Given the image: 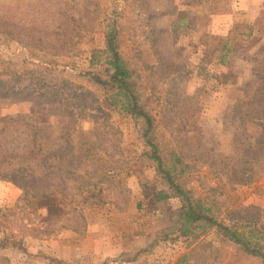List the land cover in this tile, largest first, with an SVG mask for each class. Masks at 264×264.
<instances>
[{"label": "rangeland", "instance_id": "1", "mask_svg": "<svg viewBox=\"0 0 264 264\" xmlns=\"http://www.w3.org/2000/svg\"><path fill=\"white\" fill-rule=\"evenodd\" d=\"M219 1L225 0H216ZM198 2L0 0V17L9 21L8 30L12 31L0 28V72L7 75L50 65L104 99L112 95L111 86L97 83L90 73L108 78L103 50L108 33L115 30L119 51L133 73L136 90L156 118L155 140L160 154L176 180L211 208L219 221L238 228L253 243L264 247V150L254 163L252 182L244 185L217 175L200 155L181 156L180 161L175 156L178 148L171 130L189 127L192 119L203 127L209 144L232 157L241 153L236 140L239 134L243 141L251 136L255 145L257 138L264 137V114L248 125V136L236 115L247 110L264 112L263 101L250 104L264 92L263 79L259 78L264 75L260 69L264 63V12L253 26L239 23L226 36L200 35L195 26L196 14L187 6ZM200 44L204 45L202 50ZM62 45L63 52L58 51ZM216 59L226 64L225 72H219L211 63ZM176 93L179 100L169 104L167 99ZM194 110L197 115L189 117ZM16 113L34 114L42 124L56 121L48 104L0 97V120ZM110 116L123 131L126 157L123 170L116 176L124 189L105 191L106 201L112 198L116 209L104 205L99 211L88 209L83 227L62 229L60 222L50 220L46 207L20 200V187L14 202H10L11 190H1L9 197L0 196V264H131L137 256L145 257L143 264H264L261 255L224 240L214 229L180 235L175 219L182 201L173 197L162 206L156 205L155 193L167 189V185L155 161L145 154L147 147L140 125L121 108L111 109ZM93 126L92 120L81 124L86 131ZM182 141L189 143L186 136ZM132 172L134 177H130ZM108 218L113 220V231L119 232L117 237L123 236L124 240L117 243L120 254L91 258V253L108 252L113 246L108 238L96 240L108 234V224L100 223ZM69 221L73 219L65 220ZM148 228L155 229V238L135 241ZM92 233L95 240H90ZM76 254L77 258H72Z\"/></svg>", "mask_w": 264, "mask_h": 264}, {"label": "trees", "instance_id": "2", "mask_svg": "<svg viewBox=\"0 0 264 264\" xmlns=\"http://www.w3.org/2000/svg\"><path fill=\"white\" fill-rule=\"evenodd\" d=\"M8 27L9 21L0 17V28L12 33ZM57 50L63 52V45ZM103 53L108 64V78L104 79L100 74L90 75L97 83L111 86L112 95L104 99L50 65H38L7 75L0 72V97L48 104L56 118L50 124L40 123L34 114L29 113L8 114L1 118L0 180L20 187L23 191L20 200L46 207L50 220L60 222L59 228L78 230L86 221L85 211L106 201L105 191L124 189L122 181L116 178L126 160L122 146L123 131L110 116L111 109L121 108L140 125L147 147L145 154L155 161L157 172L167 185V189L156 193L157 199L174 196L182 201L175 219L176 231L182 236H190L198 229L203 234L215 228L224 238L261 255L264 262V247L253 243L238 228L219 221L211 208L176 180L173 170L164 162L155 140L156 118L136 90L133 73L119 51L115 30L108 33ZM261 65L260 69L264 71V63ZM259 78L263 79L264 88V75L260 74ZM171 93L174 94L173 91ZM178 100L176 93L174 97L170 95L167 102L173 104ZM261 101L264 103V92L250 104ZM194 111L189 117L197 115V110ZM263 114V111L237 112L245 135L248 136V125L260 120ZM85 120L93 121L94 126L89 131L81 127ZM171 131L177 143L175 156L179 161L181 156L200 155V159L217 175H225L235 184L252 182L254 163L260 160L264 150L263 136L256 139L255 145L251 136L250 140L243 141L239 134L236 140L241 153L232 157L220 153L205 140L206 133L197 119H192L189 127ZM183 136L189 139V143H183ZM117 180L118 185L115 186L113 183ZM66 219L73 221L65 222Z\"/></svg>", "mask_w": 264, "mask_h": 264}, {"label": "crops", "instance_id": "3", "mask_svg": "<svg viewBox=\"0 0 264 264\" xmlns=\"http://www.w3.org/2000/svg\"><path fill=\"white\" fill-rule=\"evenodd\" d=\"M220 2V5H219ZM216 2V0H200L197 4H187L189 10H191L192 13L196 14V22L195 26L199 29L200 35L201 34H218V35H228L239 23H248L252 26L255 24L258 16H260L261 12H264V0H225V1H219ZM222 3H224L222 5ZM200 50L204 48V45L200 44ZM213 65L217 66V70L219 72H225L226 64L219 60H213L211 62ZM134 172L131 173L130 177H134ZM1 190H11L13 194L11 195L10 202L16 201V199L20 195V189L14 185L13 183L9 181L0 180V191ZM3 192V191H2ZM110 192V191H109ZM7 195L9 197V194L4 191L1 195ZM174 196H170L167 199H161L158 200L156 197V193L154 196V201L156 202V205H161L162 203L166 201H170ZM110 198L109 201H105L103 204L96 205L89 210H96L99 211V208L110 206L113 209H116V202ZM138 206V204H137ZM162 206V205H161ZM147 208V207H146ZM115 211V210H114ZM95 212V211H94ZM93 212V213H94ZM92 213V214H93ZM103 221H100L101 224L107 223L108 224V234L104 235L105 237H97L96 240H99L101 238H108V242L110 245H113L108 252L103 251H96V253H91V258L93 257H101V258H108L111 255L117 256L118 254V245L117 243L122 242L119 240H124L123 236L120 235V238L117 237L119 235V232L113 231V220L112 218L102 219ZM133 220V219H132ZM131 219L129 220V225L132 226L133 221ZM89 221V220H88ZM95 222H98V220H95ZM143 221L140 222V226ZM92 223L90 222L88 224V228L91 230ZM63 229V228H62ZM111 230V231H110ZM214 230H216L214 228ZM126 232V231H125ZM130 235V232H126ZM156 231L154 228L152 229H144L142 232H140V235L136 236L135 241H142V242H149L155 238ZM128 235V236H129ZM96 235L91 234L90 240H95ZM154 237V238H153ZM203 237V236H202ZM223 237V236H222ZM87 239H89V234L86 236ZM125 238V237H124ZM224 240L230 242L232 240L224 238ZM234 242V241H232ZM236 243V242H235ZM116 249V250H115ZM122 250V249H121ZM77 254L74 255L72 258H77ZM82 256V255H79ZM84 256H88L85 254ZM145 257H139L137 256L135 260L131 264H143Z\"/></svg>", "mask_w": 264, "mask_h": 264}]
</instances>
